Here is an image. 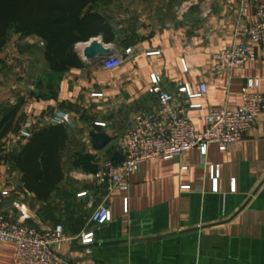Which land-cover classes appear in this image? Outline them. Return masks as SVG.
I'll use <instances>...</instances> for the list:
<instances>
[{"label":"crops","instance_id":"1","mask_svg":"<svg viewBox=\"0 0 264 264\" xmlns=\"http://www.w3.org/2000/svg\"><path fill=\"white\" fill-rule=\"evenodd\" d=\"M263 3L196 0L164 25H134L128 36L129 26L113 27L115 40L109 44L117 51L131 48L132 55L111 70L93 60L55 72L41 39L11 32L0 52L2 117L18 103L20 108L6 135L27 121L35 131L49 126L47 116L59 110L72 116L74 126H66L63 179L47 202L24 187L12 163L28 141L0 154V187L12 191L3 204L5 214L18 219L25 213L33 225L64 224L76 238L59 249L65 264H264V112L226 151L214 143L205 157L191 149L178 158L148 160L126 179V189L109 191L89 176L93 173L73 165L77 152L92 154L99 168L112 158L134 116L157 105L149 92L152 74L161 75L163 87L183 103L201 104L189 111L197 132L204 129L209 109L243 105L249 79L259 80L264 95V46L252 45L243 34L256 21L255 6ZM242 41L256 50L257 60L230 73L216 72L215 54ZM180 82L193 92L204 82L207 92L188 99L178 92ZM88 194L97 205L110 207L113 220L83 244L81 236L92 227ZM15 255L13 245L0 246V264H15Z\"/></svg>","mask_w":264,"mask_h":264},{"label":"built area","instance_id":"2","mask_svg":"<svg viewBox=\"0 0 264 264\" xmlns=\"http://www.w3.org/2000/svg\"><path fill=\"white\" fill-rule=\"evenodd\" d=\"M189 8L190 4L186 10ZM209 12L210 10H207L205 14ZM255 14L256 21L249 24L243 34L252 45L264 46V3L255 6ZM91 41L93 38L88 42L77 44L76 49L80 56L84 57V48L90 45ZM250 43L242 41L222 47L215 54L214 70L218 73H230L235 69L243 68L247 63L255 62L258 55ZM106 46L113 47L109 43ZM131 55V48L124 51L113 49V52L101 63L106 70H111L130 59ZM258 87L259 80L249 79L242 91L243 105L231 107L225 104L219 108L209 109L205 117L204 129L197 132L189 111L201 108V104L183 103L174 93L163 87L161 75L152 74L149 92L157 98V105L151 111L138 112L123 131L116 151L122 153L125 160L117 162L108 158L96 173L89 176L100 185L107 186L109 191L126 189L129 186L126 179L139 171L148 160L178 158L191 149H198L202 157H205L209 145L214 143L218 144L222 151H226L229 145L242 140L253 130L257 118L264 112V95L259 92ZM178 92L188 99L202 97L207 92V84L201 83L199 91L193 92L190 84L180 82ZM47 120L50 125L74 126L72 116L62 110L49 114ZM95 124L104 125L101 122ZM35 129V124L27 121L17 131L9 134L5 141L6 154L12 152L15 145L28 141ZM217 181L218 178L215 177L216 184ZM82 195H86V192ZM11 196L10 189L0 187V246L9 244L15 247V264H65L59 255V249L76 238L67 232L62 223L54 226H39L28 223L25 213H22L18 219L6 215L3 204ZM87 201L92 211V227L81 236L83 244L90 243L98 227L113 220L112 211L107 204L97 205L92 194H88Z\"/></svg>","mask_w":264,"mask_h":264},{"label":"trees","instance_id":"3","mask_svg":"<svg viewBox=\"0 0 264 264\" xmlns=\"http://www.w3.org/2000/svg\"><path fill=\"white\" fill-rule=\"evenodd\" d=\"M98 0H0V52L12 30L25 37L36 36L44 43V54L51 70L64 72L83 66L76 46L92 38L115 40L113 25L98 10ZM20 103L6 111L0 120V139L9 130ZM66 126L49 125L33 136L12 156L20 170L24 187L39 201L47 202L63 179L62 154L67 146ZM73 165L96 173L99 165L90 153L77 152Z\"/></svg>","mask_w":264,"mask_h":264},{"label":"rangeland","instance_id":"4","mask_svg":"<svg viewBox=\"0 0 264 264\" xmlns=\"http://www.w3.org/2000/svg\"><path fill=\"white\" fill-rule=\"evenodd\" d=\"M194 3L196 0H98L94 8L104 14L114 28L119 25L129 26L126 30L124 29V34L128 36V31H131L129 29L132 26H141L145 23L153 26L164 25L172 17H181L183 13L190 10ZM185 4L187 5L184 6ZM189 4L190 8L186 10ZM12 32L14 31L12 30ZM100 39L102 40V38ZM119 40L125 41L127 39L121 37ZM2 113L4 112L0 107V120ZM4 137L0 139V154L6 150Z\"/></svg>","mask_w":264,"mask_h":264},{"label":"water","instance_id":"5","mask_svg":"<svg viewBox=\"0 0 264 264\" xmlns=\"http://www.w3.org/2000/svg\"><path fill=\"white\" fill-rule=\"evenodd\" d=\"M100 38L101 37H95V40L91 41L90 45L84 48V62L91 63L93 60L101 62L107 55L113 52V47H107V43ZM112 159L117 162H123L125 157L120 152L115 151L112 155Z\"/></svg>","mask_w":264,"mask_h":264},{"label":"bare ground","instance_id":"6","mask_svg":"<svg viewBox=\"0 0 264 264\" xmlns=\"http://www.w3.org/2000/svg\"><path fill=\"white\" fill-rule=\"evenodd\" d=\"M93 40H95V38H93ZM81 46H83V45H81ZM84 47V46H83Z\"/></svg>","mask_w":264,"mask_h":264}]
</instances>
